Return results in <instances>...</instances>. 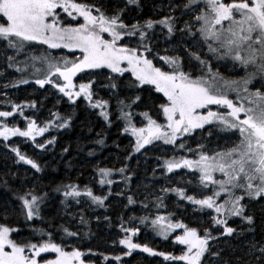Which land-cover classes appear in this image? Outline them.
I'll return each mask as SVG.
<instances>
[{
  "label": "snow or ice",
  "instance_id": "6c2138e0",
  "mask_svg": "<svg viewBox=\"0 0 264 264\" xmlns=\"http://www.w3.org/2000/svg\"><path fill=\"white\" fill-rule=\"evenodd\" d=\"M127 2L136 5L139 0H127ZM200 4L204 7L200 9L198 15L194 16V20L200 26L193 31V26L188 22H185L183 29H177V17L171 15L164 16L160 20L149 19L143 25L136 23L129 26L121 18L123 10L109 16L94 5L76 3L75 0H0V18H6L5 22L0 23V38L7 41L9 47L16 49L18 53L31 42L47 45L51 49L61 47L80 49L82 58L71 62L65 60L62 65L53 63L46 55L31 57L34 68L37 61L46 65L44 78L37 79L35 83L41 86L53 84L73 102L78 97H85L91 107L100 110V115L105 120L110 117L107 111L109 101L94 99L93 84L95 81L75 85L73 77L77 73L85 69L106 67L117 76L131 73L135 77L131 85L133 87L143 88L144 85H153L157 92L163 93L167 97V103L160 104L159 109L166 118L164 124L158 123L148 112H144L142 115L147 119L146 126L136 127L132 120V112L124 109H130L132 105L138 104L141 97L135 96L129 104H125L123 100L118 101V104L122 106L121 116L127 120L124 131L131 132L136 138L135 152H140L153 141L162 140L166 144H175L178 134H190L196 129H203L206 124L213 121L218 122L224 129L237 131L239 142L226 151L216 152L213 155L201 152L198 160L172 158L164 161V167L169 173L182 167L198 169L201 173L200 182L205 187L208 184L216 186L217 190L211 195L198 199L194 195H187L184 188L162 189L164 192H175L181 199L201 209L214 210L217 215L212 217V223L222 227L221 235L230 236L237 229L229 226V219L240 217L248 225H253V215L246 214L248 209L246 201L264 200V91L257 88L250 92L248 88L257 73L260 74L261 79H264V0H227V2L226 0H187L183 7L191 11ZM60 8L70 16L72 11H75L83 17L84 23L74 27L62 26L56 11ZM225 22H227V27H225ZM157 25L166 28L170 38L177 31L192 38L199 33L204 41L211 39L217 42V48H213L211 44L208 45L209 52L218 53L220 49H225V55H232L245 67L253 66L256 71L242 80V91L247 95L238 96V102L229 99L222 88L239 93L241 88L235 86L241 81L225 80L218 72L213 73L209 61L202 59L198 51H191L183 44L180 46L189 60L196 61L203 68H207V73L194 75L191 71H186L184 57L180 55L159 57L169 66L167 71L155 66L148 58V55L152 54L149 31ZM105 33L110 36V39H105ZM136 35H139L141 41L137 47H128L120 43L125 36ZM242 51L246 52V55H242ZM12 59L9 57V60ZM125 64L126 66H123ZM18 70L23 71V69ZM35 71L39 73L41 69L35 68ZM57 76L62 77L64 82L56 83L52 78ZM27 82V80L20 81V83ZM109 86L112 89L118 88L115 82H111ZM209 105H223L230 111L226 114L211 110L204 114L200 111ZM27 106L35 107V102ZM16 112L23 115L21 105H14L12 111H0V117H11ZM242 113L243 118H241ZM57 118H60L58 114ZM51 123L39 127L35 120H29L27 128L21 130L19 127L10 128L3 120H0V137L8 139L10 136L19 135L35 140L37 135H42L48 130ZM68 123V120H64L58 127L67 126ZM37 147L43 148L45 145L39 144ZM179 147L184 148L185 145L182 143ZM12 151L16 153L19 160L32 165L37 171L40 170V166L34 160L21 154L18 148H13ZM189 151L192 150L189 149ZM119 172L124 173L125 168H120ZM216 172L221 173L224 178L216 179L214 177ZM99 173L101 185L113 183L111 179H108L112 174V169H99ZM126 179L130 180V177ZM222 194H226V199L223 203H218ZM63 195L65 198L73 199L87 196L99 206H104L107 199V196L95 195L90 188L80 190L78 185H67ZM20 199L26 210L27 219L31 220L39 215L42 197L30 191ZM157 199L162 200L159 197ZM128 201L134 203L132 197H128ZM77 202H79L78 199ZM81 220L83 222V217ZM146 220L147 218H144L142 223ZM165 221V217L157 216L151 223L159 228L160 234L165 238L170 230L184 229V234L176 237L179 243L187 246L182 255L157 253L147 244L134 243L131 235L138 233V228L123 229L125 233H131L119 241L127 247L124 255L129 256L134 250L142 249L143 252L151 255L185 261L186 264H202V259L206 254L220 256L219 252L210 251L209 242L217 239L212 235L211 229L205 228L204 234L200 235L196 228H188L183 223H165ZM250 230L254 231V229ZM13 231L18 230L0 224V264H41L39 258L42 253L47 252H55L58 255L55 259L44 260L43 264H85L82 259L85 253L79 249L66 252L51 240L39 244L18 243L11 238ZM64 231L69 236L77 235L67 228ZM251 247L260 254L256 259L264 262V246L256 248V245L252 244ZM115 259L120 260L121 257L116 256Z\"/></svg>",
  "mask_w": 264,
  "mask_h": 264
},
{
  "label": "rangeland",
  "instance_id": "374dc122",
  "mask_svg": "<svg viewBox=\"0 0 264 264\" xmlns=\"http://www.w3.org/2000/svg\"><path fill=\"white\" fill-rule=\"evenodd\" d=\"M109 1L112 0H75L76 3H82L89 6H95L97 8H100L101 11H103L106 15H114L117 11L123 10L126 12V17H121L123 22L129 26L140 23L141 25L144 24L145 21L149 20L148 18L138 19L132 16L127 9L130 7H137L141 8V0H139V3L136 5L128 4L127 0H113L117 1L116 6L110 7L105 5ZM153 7V14L156 16L158 15V12H161L162 10L164 12V16H169L170 13L172 14V8L173 4H176L179 6L178 3H175L174 0H145ZM187 0H183L182 3H186ZM227 2V0H226ZM118 5V6H117ZM128 6V7H126ZM183 6V5H181ZM180 6V10H184L183 7ZM119 7V9H118ZM204 5L200 4L198 7H196L194 10H189L188 12H191L193 16L198 15L200 12V9L203 8ZM57 14L59 21L62 26H78L79 24L84 23L83 17L79 16L75 11H72V15H68L67 12H65L62 8L57 9ZM184 13V12H180ZM95 14V13H94ZM161 17V19L163 18ZM6 18H0V23L5 22ZM160 20V19H159ZM193 27V31H196V29L199 28V24L196 22L193 25V21L190 23ZM185 27V24L182 25L180 28L177 29H183ZM225 27H227V22H225ZM178 34L175 33L173 35L175 38V41H171V38L168 36L166 28H164L162 25L155 26L154 29L149 31V42L152 48V54L148 55V58L151 59L154 64L157 63V67L162 68L163 70L167 71L169 70V66L159 57L167 56V55H180L184 57L185 62V70L191 71L194 75H201L208 72L207 68H203V66L199 65L196 61H190L187 55L185 54L184 49L180 46L183 44L191 51H198L201 55L202 59H205L210 62L211 71L213 73H219L221 77H223L225 80H235V81H241L239 85H236L235 87L241 88V91L237 93L233 90H227L223 89L222 91H225L228 95L229 99H232L234 102H238V96L244 97L247 95V93H244L242 91L243 84L242 80L247 78L249 74L256 71V69L249 65L245 67L243 64H241L240 61L235 60L232 55H225V49H220L218 53H212L208 50V45L211 44L213 48H217L218 44L217 42L209 39L208 41H204L202 37H200L199 33H197L195 38H192L188 35L184 36L181 32L177 31ZM105 39H110V36L105 33ZM120 43L127 45L128 47H137L141 41L139 38V35L136 36H125L124 40ZM242 55H246V52L241 53ZM46 55L48 56L53 63H60L63 64V61L67 60L69 62L71 61H78L80 58H82V52L80 49H74V48H57V49H51L47 45L40 44L38 42H31L27 44L23 51L17 52L16 49L9 47L7 44V41H5L3 38H0V111H12L13 106L16 104L21 105L22 113L20 112L14 113L13 116L3 118L0 117V120H3L4 123L8 125V127H19L21 130H25L27 128V125L29 123V120H35L37 125L39 127H44L46 123L54 122L57 120V114L55 113L57 110L54 107L55 104L50 106L49 109L43 110L44 107L41 104L42 101L46 97H53V99L56 100V96L60 93L57 91L56 87L53 84H46L44 86L38 85L35 83L37 79H43L44 74L46 71V65L42 64L41 62L37 61L35 62V68H40L41 72L37 73L35 71V68L33 65V60L31 57L33 56H42ZM9 57H12V60H9ZM11 65V66H10ZM123 66H126L123 65ZM156 66V65H155ZM18 69H23V71H19ZM76 77H80L78 81L79 84L89 81H95L94 84H110L111 82H117V80L121 77H123L126 81H129L131 84L135 80V77H133L129 73H125L123 76H117V74H114L111 72L108 68H101V69H85L82 72H79L75 75ZM54 78H58L59 80H54ZM56 83H63L62 77H53L52 78ZM21 80H27V83H20ZM76 78H73V83L75 82ZM75 84V83H74ZM121 84H128L121 83ZM19 85H22L19 87ZM147 86L144 85L143 88ZM21 88V89H20ZM249 91H255L257 88H260L261 91H264V79H261V76L259 73L255 76L252 83L248 85ZM106 91V90H105ZM136 91V90H135ZM134 91V92H135ZM94 92V99H98L101 96L102 92V86L98 85L97 88H95ZM107 92V91H106ZM105 92V93H106ZM134 92H129V97H132L134 95ZM149 93L151 95L156 96H162L163 99H160L158 97L157 106L160 104L167 103V97L163 95V93L157 92L155 90V87L151 85L149 89ZM108 98H112L115 93L113 91H108ZM35 96H37L35 98ZM44 96V97H43ZM157 98V97H156ZM32 102H35V107H40L38 110H35V107H28V104H31ZM127 103V101H124ZM140 107V105H136V107H132L130 109H127L125 111H131L132 112V120L136 127H145L147 124V119L142 115L144 112H148L149 115L152 116V118L156 119L158 123H162V119L164 120L163 123H166V118L164 117L162 111L160 109H157L154 111V109L149 108H137ZM96 109V108H95ZM121 109V107H120ZM119 109V110H120ZM65 113L61 114L59 121L57 124L59 125L61 122L63 123L64 120H68L70 110H73L72 107L65 108ZM208 110H211L213 112H218L221 114H226L230 111L226 106L223 105H209L205 109H201L200 111L204 114L207 113ZM112 112V110H111ZM117 112V111H116ZM155 112V113H154ZM42 113V117H39L38 114ZM59 115V114H58ZM121 117L124 126L122 128H125L127 126V120L124 119L121 116V113L119 114ZM244 114H241V118H243ZM28 118V119H26ZM61 128V127H60ZM48 130L51 132L53 131V127L50 125L48 127ZM49 134L44 132L42 135H37L35 140H33L31 137H23V136H10L8 139H4L3 137H0V179L4 178L6 175L11 176L12 178H15L17 173H22L23 175L29 174V176H33L32 173L28 172V168L24 167L19 161V157L16 155L15 152L12 151L13 148H18L20 153H27L29 156H37V157H45L47 154L51 155V152L53 150L52 146H49ZM133 139L129 142L130 147V154H138L139 152L134 151V145H135V136L131 134V132H127ZM45 134L44 137L43 135ZM197 134V135H195ZM239 142V133L235 130H227L222 127L218 122L213 121L212 123L206 124L203 129H196L190 134H181V143L184 144V148H178L180 150H175L174 155L168 154L165 155L163 160H169L172 158H175L179 160L180 158L187 157L191 160H198L196 159L197 156L199 157L201 152L207 153L208 155H213L216 152L226 151L227 149L231 148L234 144ZM44 144L45 147L39 148L37 145ZM159 145H163L160 144ZM151 148L154 149V153L157 155L158 150L155 148L154 144L151 145ZM191 149L192 151H189ZM142 150V149H141ZM172 152V147L169 149L167 148V152ZM141 152V151H140ZM152 152V150H150ZM179 152V153H178ZM144 152L142 151V154ZM153 153V154H154ZM178 153L179 155H177ZM138 154V156L142 155ZM137 156V157H138ZM77 157V156H76ZM103 167V168H102ZM99 169H107L105 166H102ZM98 169V172H99ZM156 169V164H155ZM134 171V170H132ZM178 174L186 173L190 176L196 177L197 180L200 182V175L198 169L193 168V170L189 169H180L177 171ZM6 174V175H5ZM100 175V173H99ZM98 177V174L96 175ZM132 176V177H131ZM130 173L126 174V171L121 174L120 176V182L117 183L115 186V191L113 190V195L109 198V200L113 199V202L117 201L114 194H123L121 191L124 189V193L128 190L126 187L128 182L130 185H133V188H140L141 193L144 189L141 187L143 182L146 181L144 178H140L139 180H132L136 178L137 176L134 174L132 175ZM126 177H130L129 179H126ZM214 177L216 179H223V175L219 172L214 173ZM97 179H90L86 184L84 188H89L92 190L95 188ZM201 186L205 187L201 182L199 183ZM137 185V186H136ZM89 186V187H88ZM213 186L214 191L217 190L216 186L212 184H208L207 187ZM65 188V187H64ZM170 187L168 185H165V189H169ZM194 186L192 185V182L188 186V190H186L187 195H194L193 193ZM135 189V193H137L139 190ZM98 191L96 187V191L99 193H103L104 196H107V194L102 192V189H99ZM147 192V191H146ZM212 192L205 193L204 195L196 196L198 199L203 198L204 196L211 195ZM237 194H239V190H237ZM195 196V195H194ZM88 198L87 196H84V198ZM129 197V196H128ZM80 198H83L82 196L77 198L78 200ZM108 198V197H107ZM67 201L62 199V208H68L69 204L72 206L73 210L76 206H80V204L77 202V199L73 198H66ZM89 199V198H88ZM224 199H226V194H222L221 197L218 199V203H223ZM89 202L90 199L88 200ZM82 202V200L80 201ZM180 202L184 203L185 205H193L189 201L183 200L180 198ZM248 203V209L246 214L253 215L254 217V224L248 225L246 222H244L240 217H233L229 219L228 223L229 226L234 227L237 229V231L232 235H221L223 232V229L219 225H214L212 223V217L216 216L217 214L212 209H202L206 212V216L203 219L201 217L191 213V207H188V212L181 221H176L175 223H183L187 225L188 228H192L187 222L186 219L191 220L195 223V227L199 232L200 235L204 234V229L209 228L211 229L212 235L214 237H217V239L211 240L209 242V247L211 252H219L220 256L216 257L211 254H206L205 257L202 259V264H264L262 261H258L256 259L257 256H259V252L253 249L251 246L252 244L256 245V248H259L261 246H264V200H258V201H246ZM86 203L83 199V202L81 205ZM92 203V202H91ZM106 203V200L104 204ZM75 204V205H73ZM40 202V206H41ZM68 205V206H67ZM39 206V210H40ZM84 206V205H83ZM170 207V206H167ZM72 210V211H73ZM25 217L23 218V221L26 220V210ZM175 211V209H174ZM137 215L142 216V209L141 207L137 206ZM40 214V213H39ZM255 214L259 215L260 220L257 222ZM102 216V214H101ZM181 217L180 215H178ZM38 216H34L31 220L34 218H37ZM174 217V216H173ZM182 218V217H181ZM8 222L4 223L2 222V225H7L8 227H11L13 229H17L18 231H13L11 234L12 239L14 236L18 235V243H26V240L30 238V241L28 243H42L45 240L41 239L40 234H37L39 236L38 240H33L31 235L29 233L23 234L22 232L23 227L18 226L16 224L15 218L12 216L8 218ZM29 220V219H28ZM30 223V222H29ZM29 223H26V225H31ZM191 225L193 223H190ZM131 226L140 227L137 223L129 224ZM194 226V225H193ZM35 230H38L39 233H42L43 235L47 236L49 232L45 229L40 231L41 229L38 226H34ZM157 227V226H156ZM22 228V229H21ZM143 229L144 238L145 235H149V231L146 230L143 227H140ZM147 228V227H146ZM250 229H254L250 230ZM75 231V230H74ZM184 229L182 228H175L174 230H170L167 238H165L163 235L160 234L159 228L158 232L155 235L158 239H167L168 241L170 238L173 240V244H176L173 246L175 251H177L178 256L182 255L186 249L187 246L179 243L176 240L177 236L183 235ZM54 237V234H53ZM70 238V236H69ZM32 239V240H31ZM81 238H78L77 240H80ZM150 240H154L152 235H149ZM64 238H62V241ZM70 241L68 243H64L60 240L59 243L54 239L51 242L56 243L60 245L64 251L65 248L68 247H76L79 244L83 242H87L85 240L77 241L74 238L69 239ZM38 241V242H36ZM164 241V240H163ZM116 242V241H115ZM79 250H81L79 248ZM73 251V250H72ZM112 251L114 253H120L123 251V249L113 248ZM71 252V251H66ZM57 254V253H56ZM49 255V254H48ZM58 255V254H57ZM130 256V255H129ZM132 256V255H131ZM116 257V256H115ZM55 257H53L54 259ZM49 259V256L46 258ZM128 261H124L122 264H146V256L144 254L137 255V258L132 261V259L126 258ZM156 264H164L163 262H156Z\"/></svg>",
  "mask_w": 264,
  "mask_h": 264
},
{
  "label": "trees",
  "instance_id": "16d2710c",
  "mask_svg": "<svg viewBox=\"0 0 264 264\" xmlns=\"http://www.w3.org/2000/svg\"><path fill=\"white\" fill-rule=\"evenodd\" d=\"M182 1L183 0H174L175 3L179 4V6L173 4L174 9L172 8L173 12L172 14L170 13L171 16L177 17V28H180L185 24V22L191 23L193 21V24L196 22L191 12H188L189 10H186L183 6H181L184 5ZM116 3L117 1L112 0L105 5L110 8L116 6ZM180 6L183 7L184 10H180ZM140 7L141 8L130 7L127 11L138 19L150 18L151 20H159L164 15L162 10H160L161 12H158L157 16L153 14V7L145 0H141ZM122 16L126 17L125 11H123ZM176 34H178V32H176ZM184 36L186 35L184 34ZM173 37L174 36H172L171 41H175V38ZM155 65L158 66L157 63H155ZM74 77L76 78L74 82L75 85H79L78 81H80V77ZM54 80L59 79L54 78ZM117 82L119 83L117 84V89H112L109 86L110 84H93V91L98 85L102 86V92L100 93L101 96L98 99L109 101L107 111L110 113V117L108 120H105V118L100 115L99 109L91 107L85 97H78L73 102L57 88V91L60 93L56 96V100L53 99V97H46L41 104L39 103L40 106H44L42 108L43 110H47L50 106L55 104L54 107L57 110L55 113H58L59 117L61 114L65 113V108L72 107L73 110L68 112L69 123L67 126L61 128L58 127V118L51 123L53 131H45L47 134L50 132L49 139L52 143H49V146L53 147L51 155L47 154L45 157H37L29 156L27 153H22L26 157L34 160L40 166L39 171L33 168L32 165L20 160L19 162L24 167L28 168V172L32 173L33 176H29V174L23 175L22 173H17L15 178H12L11 176L5 174L6 176L0 179V224L2 222L7 223L9 220L8 218L12 216L15 218L16 224L23 227V229L21 228L22 232L20 233L23 234L24 231V234L29 233L33 240L39 239L37 234H40V236L42 235V240L54 241L55 239L57 243H59L60 240L62 241V238H64L62 241L64 243H68L71 238L76 240L81 238L77 241L85 240L87 242H83L76 247L65 248V251H72L80 248V251L85 253L82 257L85 264H122L124 261H128L125 257L134 261L137 258V255L140 254H144L146 256V264H156V262L158 263L159 261L164 264H186L185 261L169 260L165 259V257L161 255H151L143 252L142 249H136L132 252V256H126L124 255L127 251L126 245L119 243L120 240L131 235V233H125L123 229H136L135 226H131L129 224H131L130 222L137 221L139 222L138 225L140 227L143 226V228L149 231L148 234L152 235L154 240H150L149 235L147 234L145 235L147 238H144L143 234L145 233L143 232V229L137 227L139 232L135 235H131L134 243L140 245L147 244L148 247L152 248L157 253L163 252L165 254L178 256L177 251L173 248L176 244H173L172 238L168 241H166L167 239H158L154 236L150 224L147 223V221L142 223V220H144L147 212L152 211L150 206L155 204V200L158 196L164 200L167 199L166 192L162 191V189H165V185H168L171 188L172 183H178V185L183 186L185 190H188V186L185 184V180L180 177L175 180H171L173 178H169L179 174L177 172L167 174L164 171V160L160 155H156L154 153V149L151 148L152 152H150V150L146 152L143 151V154L141 151L138 153L142 154L140 156H138V154H130L129 142L133 138L124 131V128H122L124 123L119 116L121 113L120 107L122 106L118 104V101L126 100L127 103L125 104H129L135 96L139 95L141 97V101L138 104L132 105L131 108L134 106L136 107V105H140V107L137 108H151L155 111L159 109V106H157L158 97L160 99H163V97L157 94L156 96L151 95L149 93L151 85H147L144 88L133 87L131 86L132 84L129 81H126L123 77L119 78ZM126 82L128 84H121ZM83 83H87V81ZM21 86L22 85H19V87ZM108 91H113L115 95L112 98H108ZM129 92H134V95L129 97ZM36 97L37 96H35V98ZM39 108L40 107L36 106L35 110H38ZM127 109L129 108H125L124 110ZM42 115V113L38 114L39 117H42ZM61 124L62 122L59 125ZM43 136L47 137L45 134ZM102 166L115 170L125 168L126 174L130 173V176L131 174H135L137 176L132 179L134 181L139 180L140 178L146 179V181L141 185L144 189L142 191L144 193V197L140 188L138 189L135 187V189L139 190L135 193L133 185L126 182L128 190L124 193V189H122L121 192L123 194H114L115 198H117L114 199V201H119L117 203L116 201L113 202V199L112 201L111 199L109 200V198L113 195L112 192H109L111 193L109 194L108 191L105 192L102 190V192L104 191L108 197L104 206H93L91 202L88 201L90 198L88 199L82 196L83 198L78 200L80 206H76L74 210L70 204L69 206L67 205L68 208H62V199H65L66 201L68 200L63 195L67 185H78L80 190H84L85 184L90 179H97L95 186L98 191H100L99 189L101 188L98 185V177L96 175L99 173L98 169ZM117 182L119 183L120 181ZM96 187L92 189L93 193L95 192L96 194L104 196L103 193H98L96 191ZM30 191L33 194L42 197V205L40 206V214L37 218L28 220L26 217L24 222L23 218L25 217V209L23 208L20 197ZM213 191V186L206 187V190L203 193L197 190L196 187L193 188L195 196L204 195L205 193ZM128 196L132 197L134 203H129ZM83 199L86 202L83 204L84 206L81 205ZM81 200L82 202H80ZM176 201L172 202L167 199L166 205L172 207L175 220L181 221L185 217L184 214L188 212L187 206L191 207L192 205H185L180 202V198L176 199ZM137 206L142 209L141 217L137 215ZM146 207L150 210H147L148 208ZM196 208H198V210H196L193 214L201 217V219L209 216L206 215V212L199 206H196ZM148 215H150V212ZM81 217H83V222ZM255 217L258 222L260 220L259 215L255 214ZM146 218H148V216ZM185 221L187 224L192 226V228L195 227V223L191 220L186 219ZM26 223L31 225H26ZM190 223L193 224L191 225ZM145 224H148L149 227L146 228ZM121 225H123V227H121ZM34 226H38L41 229L40 231L43 229L47 230L51 235L49 236L48 234L45 236L42 233H39L38 230L34 231ZM65 228L71 232L77 233V235L70 236L69 238V235H67L64 231ZM13 238H16L15 240L17 241L18 235ZM29 241L30 238L26 240V243ZM113 248L123 249V251L120 253H114L112 251ZM48 256V260H52L53 257H57V254L55 252L42 253L39 258L41 264H43L44 260H47L46 258ZM115 256H120L121 259L116 260ZM105 257H108V259H105Z\"/></svg>",
  "mask_w": 264,
  "mask_h": 264
},
{
  "label": "crops",
  "instance_id": "0c3cea01",
  "mask_svg": "<svg viewBox=\"0 0 264 264\" xmlns=\"http://www.w3.org/2000/svg\"><path fill=\"white\" fill-rule=\"evenodd\" d=\"M155 119V118H154ZM164 122V120L162 119V123L161 124H164L163 123ZM159 143L160 144H163V145H161V146H164V147H166V148H170V147H172V152H160L159 151V153H158V155H160L161 156V158L163 159L164 158V156L165 155H168V154H172V155H174V152H176L175 150H180V149H178L179 148V145H180V143H181V134H178V138H177V141H176V143L175 144H166V143H164V141H162V140H158V141H153V143L152 144H154V146H156V145H159ZM152 144H149V145H146L145 146V148L144 149H142L141 151H149V150H151V145ZM179 153V152H178ZM178 153H176L177 155H179ZM183 158H187V157H183ZM187 159H190V158H187ZM196 159H199V157L197 156V158ZM107 169H109V168H107ZM164 171L167 173V174H172V173H174V172H177L178 170H180L181 168H179V169H175L173 172H171V173H169V172H167V170H166V168L164 167ZM182 169H189V170H193V168H186V167H182ZM121 172H119V170H115V169H112V174L108 177V179H111L112 181H113V183L111 184V185H109V184H103V185H101L100 183H99V181H100V179H101V176L99 175V173H98V185H99V187L102 189V190H104L105 192L106 191H108V193L109 192H112V194H113V190H114V186L118 183L117 181H119L120 180V176H121ZM175 188H184L183 186H178V187H171V188H169V189H175ZM185 189V188H184ZM95 193V192H94ZM96 194V193H95ZM161 194L163 195V193L161 192ZM96 195H99V196H103V195H100V194H96ZM166 196H167V199H169V200H171L172 202H174V201H176V199H179L180 197L179 196H177V194L175 193V192H173V191H169V192H166ZM159 197V196H158ZM157 197V198H158ZM156 198V200H155V204L153 205V206H150L151 208H152V211H149L150 212V215H148L149 214V212H147V214H146V216H145V218L148 216V218H147V223H149L150 224V226H151V230H152V232H153V234H154V236L157 234V232H158V227H156V226H153L152 225V223H151V221L152 220H154V219H156V217L157 216H163V217H165L166 218V221H165V223H167V222H172V223H175V215L173 214V209H172V207H166L167 205H166V201H167V199L166 200H164L163 198H162V200H158ZM91 201V200H90ZM92 202V201H91ZM177 202V201H176ZM93 206L95 205V206H99V205H97V204H94L93 202L91 203ZM146 208H148V207H146ZM147 210H150L149 208L147 209ZM174 216V217H173ZM146 225H148V224H146ZM156 237V236H155Z\"/></svg>",
  "mask_w": 264,
  "mask_h": 264
},
{
  "label": "built area",
  "instance_id": "2783aa9c",
  "mask_svg": "<svg viewBox=\"0 0 264 264\" xmlns=\"http://www.w3.org/2000/svg\"><path fill=\"white\" fill-rule=\"evenodd\" d=\"M194 24H195V23H194ZM194 24H193V25H194ZM178 177L184 179V180H185V184H187V185H188V183L190 184V183L192 182V185H193L194 187H196L197 190H199L201 193L205 192L206 187L201 186V185L199 184L200 182L197 180L196 177L190 176V175H188V174H186V173H181V174H179V175H174V176L169 177V178H173V179H171V180H175V179L178 178ZM172 186H179V185H178V183H172ZM196 210H198V208H196L195 206H192V207H191V213H194Z\"/></svg>",
  "mask_w": 264,
  "mask_h": 264
},
{
  "label": "bare ground",
  "instance_id": "6f19581e",
  "mask_svg": "<svg viewBox=\"0 0 264 264\" xmlns=\"http://www.w3.org/2000/svg\"><path fill=\"white\" fill-rule=\"evenodd\" d=\"M130 223L132 224L133 222H130ZM134 223H137V224H138L139 222L136 221V222H134Z\"/></svg>",
  "mask_w": 264,
  "mask_h": 264
}]
</instances>
